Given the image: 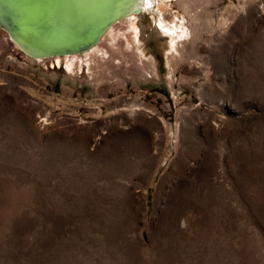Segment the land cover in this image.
Wrapping results in <instances>:
<instances>
[{
	"label": "rangeland",
	"instance_id": "1",
	"mask_svg": "<svg viewBox=\"0 0 264 264\" xmlns=\"http://www.w3.org/2000/svg\"><path fill=\"white\" fill-rule=\"evenodd\" d=\"M151 8L39 58L0 25V264H264V0Z\"/></svg>",
	"mask_w": 264,
	"mask_h": 264
},
{
	"label": "bare ground",
	"instance_id": "2",
	"mask_svg": "<svg viewBox=\"0 0 264 264\" xmlns=\"http://www.w3.org/2000/svg\"><path fill=\"white\" fill-rule=\"evenodd\" d=\"M3 1L5 4L16 2L33 8L31 9L32 12L30 17H38L39 19H42L45 24L44 29L46 28L47 32L52 31L50 28L51 26H54V19L58 16V18L62 20L61 24H64L69 31L76 32L79 36H81L82 33L84 34L85 29L87 30L90 20L95 21V25H97V20L103 21L108 17V13H110V11H112L115 7V15H125L122 17H126L130 14L132 15L140 12V10H142V5L144 4L153 8L156 2V0H47V2H44V0L39 2L36 0ZM138 8L139 10H136ZM127 10L128 12L125 14L124 11ZM82 13L87 14V22H85V16H82ZM11 22V27L13 26L15 28H8L6 32L9 34L11 40L25 54L35 58L43 57L40 55L47 52L46 49L50 47V45H54L53 42L48 41L50 44L46 43V39H43V41L40 40V43L39 41L33 39V37H27L24 35L25 33L21 32L20 23L18 24V21L12 20Z\"/></svg>",
	"mask_w": 264,
	"mask_h": 264
},
{
	"label": "water",
	"instance_id": "3",
	"mask_svg": "<svg viewBox=\"0 0 264 264\" xmlns=\"http://www.w3.org/2000/svg\"><path fill=\"white\" fill-rule=\"evenodd\" d=\"M36 1H43V0H36ZM47 0H44V2ZM105 1V0H104ZM21 3V2H20ZM50 4V3H49ZM116 8V7H115ZM115 8L108 13V17L105 18L103 21H98V24L95 25V21L90 20V24L87 26V30L85 29L84 34L82 33L79 36L76 32L69 31L64 24H61L62 20L60 18L54 19V26H51L50 32H47V29H44V22L42 19L38 17H30L31 9L24 4L18 3H4L0 5V25L7 30L8 28H15L11 27L12 20L18 21L20 23V29L22 33H25L27 37H33L36 41L46 39L45 42L50 44L49 42H53L54 45H50V47H46L47 52L40 56L46 55H55V54H66L72 52L82 51L84 49L89 48L94 41L98 39V37L102 34V32L114 21L120 19L122 16L125 15H115L116 10ZM136 10H139L136 9ZM127 11H124L126 14ZM122 13V14H124ZM107 14V13H106ZM5 15V16H3ZM86 15L82 13L85 22L88 20L86 19ZM89 17V15H88ZM117 18V19H116ZM90 19V17H89ZM44 24V25H43ZM95 25V26H94ZM45 37V38H44ZM49 41V42H48ZM41 43V42H40Z\"/></svg>",
	"mask_w": 264,
	"mask_h": 264
},
{
	"label": "trees",
	"instance_id": "4",
	"mask_svg": "<svg viewBox=\"0 0 264 264\" xmlns=\"http://www.w3.org/2000/svg\"><path fill=\"white\" fill-rule=\"evenodd\" d=\"M156 89H158L157 91H160V92L164 93L163 88H156Z\"/></svg>",
	"mask_w": 264,
	"mask_h": 264
}]
</instances>
